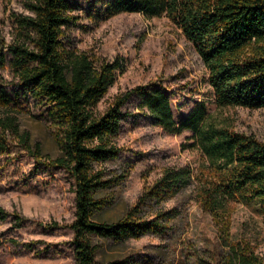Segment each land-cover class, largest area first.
<instances>
[{"label": "trees", "instance_id": "trees-1", "mask_svg": "<svg viewBox=\"0 0 264 264\" xmlns=\"http://www.w3.org/2000/svg\"><path fill=\"white\" fill-rule=\"evenodd\" d=\"M104 17L120 12L146 16L166 15L196 48L206 69L217 107H264V0H103ZM27 13L13 15L15 34L10 41L0 35V153L8 152L6 133L19 138L23 147L41 158V147L30 144L21 132L13 106H20L6 90L1 71L10 53V66L19 85L36 101L48 105L51 121L59 129L55 138L60 154L48 164L63 167L72 177L75 194L73 231L76 264H150L133 255L97 259L99 242H122L146 233L162 236L178 217L175 207L159 203L178 197L191 183L188 165L163 169L146 186L136 202L115 221H100L95 214L109 199L104 195L111 179L96 164L115 159L119 147L114 138L121 129L124 104L140 97V112L169 133L190 130L185 146L198 150L205 163L196 186L204 210L218 215L229 200L257 202L264 214V141L254 134L234 130L198 102L176 120L169 94L159 82L135 85L117 94L101 113L96 105L114 82L119 59L94 61L64 43L65 27L75 22L68 0H24ZM112 197V196H110ZM149 209L148 212L145 210ZM3 217L7 213L0 208ZM225 227L228 221H223ZM223 247L198 264H264V257L248 241L223 237Z\"/></svg>", "mask_w": 264, "mask_h": 264}, {"label": "rangeland", "instance_id": "rangeland-1", "mask_svg": "<svg viewBox=\"0 0 264 264\" xmlns=\"http://www.w3.org/2000/svg\"><path fill=\"white\" fill-rule=\"evenodd\" d=\"M68 1L75 22L65 27V45L85 52L94 61H120L114 82L96 105L97 112L101 113L117 94L155 81L169 94L176 120L201 101L234 130L264 141V107H217L201 57L166 15L149 17L132 11L104 17L103 0ZM27 12L24 0H0V35L6 41L15 34L13 15ZM7 59L1 74L6 90L20 105L13 106L12 113L21 132L29 133L32 147L38 144L43 155L36 158L17 136L6 133L10 149L0 153V208L7 213L5 217L0 213V264H76L72 229L47 226L69 223L75 213L72 177L63 167L48 164L49 158L60 154L55 138L59 129L50 119L48 105L36 101L19 85L10 66V53ZM140 100L133 95L122 108L125 115L114 138L120 149L117 158L96 164L111 183L104 193L109 202L95 218L115 221L122 217L166 167L188 165L192 181L178 197L159 203V207H175L179 214L166 234L146 233L118 243L101 241L97 259L133 255L140 263L150 259V264H198L222 247L226 249L224 235L231 241H248L264 257V214L259 204L229 200L216 216L204 210L196 186L205 160L198 150L185 146L192 132L165 131L149 113L140 112ZM6 111L0 108V115Z\"/></svg>", "mask_w": 264, "mask_h": 264}]
</instances>
